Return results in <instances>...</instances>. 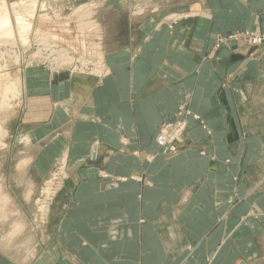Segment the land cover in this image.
I'll return each mask as SVG.
<instances>
[{
	"label": "crops",
	"instance_id": "0c3cea01",
	"mask_svg": "<svg viewBox=\"0 0 264 264\" xmlns=\"http://www.w3.org/2000/svg\"><path fill=\"white\" fill-rule=\"evenodd\" d=\"M111 17L105 79L33 69L19 105L2 118L11 117L13 138L31 132L26 151L39 187L66 156L68 186L78 189L52 209L45 230L32 225L34 241L0 243V264H215V253L230 264L231 220L254 221V240L239 245L241 264H264L263 53L215 51L212 17L157 34L145 20L143 34L131 20L119 34ZM183 104L198 120L188 119L178 139L187 145L169 156L155 137Z\"/></svg>",
	"mask_w": 264,
	"mask_h": 264
},
{
	"label": "rangeland",
	"instance_id": "374dc122",
	"mask_svg": "<svg viewBox=\"0 0 264 264\" xmlns=\"http://www.w3.org/2000/svg\"><path fill=\"white\" fill-rule=\"evenodd\" d=\"M20 1L0 0V7L5 6L8 9L14 23L16 22L15 12H20L19 14H24L27 22L31 24V31L23 38L25 39V44L23 42L24 45L22 47L20 43L22 38L16 32L17 25H14L15 36L13 41L17 42V46L15 48H3L4 53L0 51V89H2L0 90V121H2L5 115L14 111L17 104L19 105L23 95L24 84L32 82L33 69H41L50 74L63 71L70 73L72 68H81L85 64L87 71L83 75L87 79L96 80L97 82L105 79L108 75L92 76V73L101 67L109 70L104 60V51L109 40L107 37L113 35L114 27L113 33L107 35L100 31L97 33L96 29L91 30L88 24L96 22L100 26L107 25L109 21L114 26L111 16L119 20V34L122 31H127L126 28L122 27H124L125 21L130 20L134 21L135 33L143 34L139 30V26H142L145 20L146 22H152L154 26L153 32L157 34L159 32L163 33L165 29L172 32L175 24H181L186 20L206 21L212 17L217 21V27L215 28L216 37L213 45L215 51L226 49L231 53H236L238 50H252L250 54L256 52L259 56L262 53L264 55V0H261L263 1L262 4H259V0H147L148 6L144 11L136 7L139 0H36L38 6L33 13V17H30L32 14L30 15L27 12L29 10L28 7L23 8L19 5ZM176 2L177 4L175 5ZM190 4H195V6L200 5L201 7H199V10H195ZM208 8L212 10L210 17L209 13L206 12ZM187 14L192 15L186 17L187 19L184 17L179 18V15L187 16ZM99 20L102 22H98ZM162 23H164L163 26H160ZM257 38L260 39L259 43L254 42ZM52 48L57 52V55L54 57L56 60L64 58V54L68 53L73 59L69 61L72 64L60 67L61 70L58 66H53V71L46 69L49 65L44 59L47 58V55H50L51 51L48 50ZM40 49L44 50L45 55L38 57L37 52ZM67 69L68 71H66ZM76 77L82 76L78 75ZM11 83L14 84L11 89L12 91L5 92V88L9 86L7 84ZM176 116L179 118L176 122L163 124L159 127L155 140L159 138L158 136L165 129L172 131V129L182 124L184 125L183 134L185 137L188 129V119L198 120V117L193 115L186 104L178 108ZM200 125L202 128H205L203 123H200ZM186 145V142L184 144L175 143L173 149L171 147H157V150L165 154L166 149H168L170 153L166 155L172 156ZM10 156L14 157L13 149ZM153 157L154 155H151L148 157V160H153ZM63 160L65 161L64 165L68 166V157L64 156L57 160L55 169L41 183L38 191L33 196L31 200L33 207L30 204L25 205L26 212L33 211L32 220L35 218L34 216L40 218L38 221L33 220L34 225H37L38 222L39 231L45 230L48 227L52 209L54 211L61 209L62 202L66 198L73 197L75 192H77L78 188L68 186L69 180L71 181L72 179L68 170L64 169L60 173ZM88 162L90 164L94 163L91 156ZM4 171H7V169L0 170V174H3ZM51 180L54 183L53 193L51 198H48L46 196V189ZM45 203H48V210H46L47 205ZM42 207L44 210H41ZM46 211H48L47 217ZM251 223H254V221L248 220L246 224L244 221L242 224L241 221L240 226L239 221L234 222L231 220V234L229 236L231 246L230 264H241V262L246 260V255L240 252L239 245L242 241L244 243L248 239L254 240V235L251 233V225L253 224ZM244 227L250 233H244L242 236L241 232L244 231ZM221 242L222 240H220ZM244 246L243 244L241 248L246 249V254H248V251L250 252L249 246L247 244L246 248ZM40 252L41 250L38 251V253ZM22 254L16 257L17 261H23L21 259ZM218 255L219 253H215L213 257V259L216 258L214 260L215 264H222V261L218 262ZM25 256L30 257L31 253H24ZM29 261H25L24 259L25 263ZM225 264L227 263L225 262Z\"/></svg>",
	"mask_w": 264,
	"mask_h": 264
},
{
	"label": "clouds",
	"instance_id": "9594fccd",
	"mask_svg": "<svg viewBox=\"0 0 264 264\" xmlns=\"http://www.w3.org/2000/svg\"><path fill=\"white\" fill-rule=\"evenodd\" d=\"M147 6V0H139L136 5L141 11ZM254 42L259 43L260 39ZM10 119L0 121V170L7 169L0 174V243L16 246L35 239L34 222L25 211V205L30 204L39 186L30 174L33 158L26 151L32 143V134L22 131L13 138L8 127ZM14 147L20 150L13 157L10 153Z\"/></svg>",
	"mask_w": 264,
	"mask_h": 264
},
{
	"label": "bare ground",
	"instance_id": "6f19581e",
	"mask_svg": "<svg viewBox=\"0 0 264 264\" xmlns=\"http://www.w3.org/2000/svg\"><path fill=\"white\" fill-rule=\"evenodd\" d=\"M19 5L21 7H23V8L28 7L29 10L27 12H29L30 15L32 14L30 17H33V13L37 9L38 3H37L36 0H21ZM19 13L20 12H15V18H16L15 21L16 22L14 23L12 18H11V15H10V12L8 11V9L5 6L0 7V51L1 52H3V48H6V47L15 48L17 46V42L13 41V38L15 36L14 25H17L16 32L18 33L19 37L22 38V40H20V43L22 44L21 47L25 44V39H23V38L26 35H28L29 32L31 31V24L27 22V20L25 19V15L24 14H19ZM191 15L190 14H187V16L179 15V18H183L184 17L185 19H187L186 17H190ZM96 20H98V19H96ZM98 22H102V21L99 20ZM88 27L91 30L96 29L97 33H98V31H100V32L106 33L107 35H110V34L113 33V27L114 26H113L112 22L109 23V21H108L107 25H100V26H99V23H96V22H92L91 23L90 22L88 24ZM23 42H24V44H23ZM7 51H9V50H7ZM48 51H51V53H50V55H47L46 59H44L45 61H47L48 65H49V67H47L46 69H48L50 71L51 70L53 71L54 70L53 66H55V67L58 66V68L60 69V67H63L65 65L66 66H68V65L70 66V64H72V62H69V61H71L73 59L69 56L68 53L64 54V58L56 60L54 57L57 55V52H55L54 48H52L51 50H48ZM43 55H45L44 50H42V49L38 50L37 56L39 57V56H43ZM85 67H86L85 64H84V67H81V68L74 67V68H72V70H70L71 71L70 73L73 74V75L75 74V76H78V75L79 76H83V74L87 71L86 70L87 68H85ZM66 71H68V69ZM101 74L109 75V70L108 69H103L102 67L100 69L97 68L96 72L94 71L92 73V76L101 75ZM7 85H9V86H7L5 88V92L12 91L11 89L13 88L14 84L11 83V84H7ZM0 90H2V89H0ZM3 90H4V87H3ZM182 135H180L178 137V139ZM155 141H156V144L158 146V144H159L158 138ZM67 163H68V161H67ZM64 164H65V161L63 160L62 164H61V168H60V173H62L64 171V169L68 170V168H69L68 166H65ZM52 193H53V188L52 187H48L46 189V194H47L46 196L48 198H50L52 196ZM41 210H44V208L42 207ZM41 212H43V211H41ZM26 258L29 259V257H26Z\"/></svg>",
	"mask_w": 264,
	"mask_h": 264
},
{
	"label": "built area",
	"instance_id": "2783aa9c",
	"mask_svg": "<svg viewBox=\"0 0 264 264\" xmlns=\"http://www.w3.org/2000/svg\"><path fill=\"white\" fill-rule=\"evenodd\" d=\"M183 124L179 125L177 128L172 129V131L166 130L161 132L158 138V147L160 148H166L171 147L173 149V146L175 143H181L178 140V137L182 135L183 132Z\"/></svg>",
	"mask_w": 264,
	"mask_h": 264
}]
</instances>
